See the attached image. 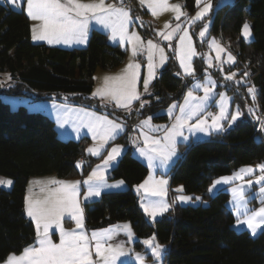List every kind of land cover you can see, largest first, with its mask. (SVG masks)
Returning <instances> with one entry per match:
<instances>
[{"label": "trees", "instance_id": "16d2710c", "mask_svg": "<svg viewBox=\"0 0 264 264\" xmlns=\"http://www.w3.org/2000/svg\"><path fill=\"white\" fill-rule=\"evenodd\" d=\"M188 12H194L196 0H183ZM134 14H149L136 0ZM246 18L252 23L254 38H242ZM143 29L145 37L153 30ZM211 33L229 44L237 56L236 67L247 71L250 82L257 88V110L264 118V0H234L233 5L219 8L213 16ZM120 45L109 43L108 35L93 29L83 48L68 49L34 42L31 21L25 10H15L0 2V72H8L16 86L2 88L0 94L66 93L77 94L79 103L96 105L90 97L98 68L114 70L126 59ZM178 72V64L171 52L165 67L153 85L152 94L129 111L117 110L129 123L153 114L181 99L190 79ZM4 90L5 92H2ZM243 94L245 91L242 90ZM234 102L246 108V99L229 88ZM159 98V99H157ZM139 110V111H138ZM113 114V110H109ZM156 119L167 120V116ZM257 123L240 119L210 139L187 147L171 171V187L183 185L188 194H201L208 199L205 205H179L151 223L139 204L134 186L149 172L142 161L127 150L112 169L113 179H123L128 188L105 192L91 203H84L88 228L101 227L109 222L129 219L139 238L155 234L159 243L167 245L165 264H264V231L254 237L249 231H236V218L227 208L230 194L221 190L210 196L208 189L216 177L229 174L241 165L264 161V140ZM126 133L121 140H128ZM85 156L83 139L63 140L55 121L41 112H32L20 105L11 108L0 96V175L12 178L11 189L0 186V262L9 254L20 253L36 241V226L26 214L25 197L31 177L56 173L60 178L79 175L76 163ZM93 163H85L86 173ZM136 249H143L140 242ZM132 264V263H129Z\"/></svg>", "mask_w": 264, "mask_h": 264}, {"label": "snow or ice", "instance_id": "6c2138e0", "mask_svg": "<svg viewBox=\"0 0 264 264\" xmlns=\"http://www.w3.org/2000/svg\"><path fill=\"white\" fill-rule=\"evenodd\" d=\"M11 4L17 8H21L24 0H10ZM143 5L146 0H140ZM148 7L152 10L153 15H157L160 11L171 9L175 13V18L180 19L181 16H187L181 10V5H169L168 0H147ZM201 0H196L199 6ZM27 16L35 21L32 25V39L47 41L49 44H72L85 43L87 40L89 27L92 22L103 26L104 29L110 31V40L120 44L125 41L132 43V54L137 55L139 50L138 45L142 44L141 37L136 32L129 33V25L133 23V18L129 14V10L124 7H118L116 4H106L105 0H90V2H82V0H26ZM222 6V5H220ZM211 0L205 3L199 11L195 13L194 17L188 18V23L192 24L201 21L207 13L212 9ZM137 19H139L137 17ZM165 29L169 28V24H165ZM208 25L205 24L203 29L199 32L201 38L205 37ZM182 30L181 24L177 23L171 31L159 32L158 34L165 41H171L173 36ZM242 34L245 37L250 36V25L245 23L242 28ZM180 47L177 49L180 67L186 75H193L192 58L198 55L192 45V38L189 35L188 29L183 28L182 34L179 37ZM210 48L215 49L217 53L216 59H220V53L224 49L213 39L210 41ZM159 55L158 64L155 62V56ZM168 57L165 55L164 48L159 47L153 40L147 41V68L148 74L143 79V91L149 92V84L155 78V69L159 65H163ZM235 57L230 53L227 56V62H234ZM211 64V60H209ZM140 64L130 62L122 71V74L117 76H105L103 84L98 87L93 93V97L109 98L115 101L117 107L129 108L133 101H140V93L137 91V79L139 78ZM180 75V73H176ZM249 73L245 72L244 76ZM236 73L229 74L226 79L232 80ZM7 79H11L7 75ZM243 80V77L241 78ZM240 83V81H237ZM216 82L210 76H206L204 83L196 81L193 90L202 89L203 96H193V90H189L185 96L184 104H172L166 110H161L160 113L154 112L153 115H160L164 111L169 116H172L177 108H179L180 115L175 117V122L169 127L167 125L152 126V117L149 116L141 120L136 127L141 129V136L144 137L143 147L139 146V138L131 139V143L137 144L140 156L144 157L149 167H166L174 156L177 155L176 138L183 137L184 141L189 139L184 135L185 130L189 133L195 134L197 131L209 133L213 131H222L223 126L221 120L227 121L229 124L236 121L242 115L239 106L234 114H231L228 119L227 103L230 98L225 93H220V100L217 105L220 108L218 114L208 113L206 117L201 118L210 102L214 100L215 94L213 89ZM211 85V87H209ZM248 93L255 99V88L249 87ZM159 99V98H157ZM195 101V103H193ZM145 107V102H140V108ZM75 111L78 114L70 119L69 113ZM139 111V110H138ZM249 113L253 109H248ZM82 114V115H81ZM195 119V123L190 121ZM209 118L211 123H209ZM57 123L60 127L66 124H71L73 131L80 135L81 129L86 128L92 134V139L98 141L95 146H89L86 151L92 155H100L105 145L109 140L115 138L117 134L123 131V124L115 120L108 119L107 116H98L95 112L87 109L66 110L63 115L58 116ZM260 130L264 131V120H259ZM151 130L164 129L165 134L162 138H153L147 135L143 129ZM264 140V137L261 138ZM120 145L111 148L108 155L104 158L101 165H97L95 169L89 174L83 184L87 186V192L84 194V199L99 196L101 188L118 187L123 184V181H118L114 185H109L105 178L103 169L109 166V162L114 160L121 151ZM83 162H77V167ZM261 173H264V163L256 165ZM254 169L251 166L241 168L238 172H234L231 176L221 177L213 181L212 187L208 189L213 192L221 183H227L239 179H243L244 175L253 173ZM151 179V177H150ZM257 183L264 182V175L256 178ZM31 183H41L40 181H33ZM49 184L58 185L51 190L50 195L44 200H33L31 198V188H29V195L25 197V207L28 217H30L36 225V241L33 245L24 247L20 255L9 254L6 258L5 264H116L120 257L127 256L124 251L123 243L113 244L109 241L113 240L118 230H127L129 238L133 235L129 224L117 225L114 228L102 230L100 232L93 231L91 236L86 235L84 231V216L83 210L80 208L78 196V186L81 181H66V180H51ZM252 181H247L250 185ZM0 184L11 186L13 181L11 179L0 178ZM167 184L166 180H159L155 182V186L148 188L149 181L146 180L138 188H144L146 191H151L154 196L160 199H148L147 202L142 203L144 211L153 219L158 215L167 212L170 205L163 199L166 194L164 186ZM244 187L238 186L232 189L234 200L239 204H247L244 195ZM43 190V189H42ZM182 192L183 189H177ZM260 193L264 194V187L260 189ZM176 200L180 202H189L193 198L185 195H178ZM195 200H201V197H195ZM250 213V214H249ZM237 214L245 215L244 224L251 230L253 234L257 229L264 225V207L256 210L244 208L237 209ZM67 215L68 218L75 221L76 227L73 229H65L62 224L63 218ZM237 225L241 224V220L237 219ZM55 225L59 229L60 240L59 243H54L50 236V229ZM155 234L145 239L143 244L147 246L150 254L155 261L162 258L164 246L155 243ZM94 241V245L92 242ZM107 245V246H105ZM94 247L95 255L99 258L93 260V253L91 248ZM135 260L139 264H144L145 257L141 253L135 254ZM122 264H129L128 260ZM135 264V262H132Z\"/></svg>", "mask_w": 264, "mask_h": 264}, {"label": "rangeland", "instance_id": "374dc122", "mask_svg": "<svg viewBox=\"0 0 264 264\" xmlns=\"http://www.w3.org/2000/svg\"><path fill=\"white\" fill-rule=\"evenodd\" d=\"M123 1L124 0H105V3L106 4H116L118 7H124L127 10H129V14L133 18V23L129 25V33L136 32L141 37L142 44L138 45L139 50L137 52V55L133 56V54H132V43L125 41V43L120 44L118 42H114V41L110 40L109 39V37L111 35L110 31L107 29H104L103 26L97 25L95 22H92L90 24L89 38H90V35H91L93 29L99 30V31L104 32L108 35V40H109L110 44L120 45L127 53L125 61L116 69H114V70H104L101 68L97 69L95 76H94L95 77V85H94L93 92L103 84V78L105 76H117V75L122 74V71L126 68V66L130 62H132L134 64H140L139 78L137 79V91L141 94L140 95V101H133L129 108H121V107L116 106L115 101H112L109 98H101L99 96L96 97V98H98V100L95 99V102L99 103L100 107H97L96 106L97 104L91 106V105H87L84 103H79L76 101V100H78L77 94H73V93H70V94H66V93H60V94H58V93H43V94H41V93H34V92H28L27 93L26 92L27 90H24V92L22 94L16 95V94L2 93V94H0V96L2 97V99L4 101L9 103L11 108H13V109L18 108L20 105H23V106L27 107V109L29 111L41 112V113H44V114L48 115L49 117H51L56 123L57 132H58V135L61 139H63V140H68V139L81 140V139H83L84 144H85V156L78 160V162H83V163H81L79 167H77V163H76V167L79 171V175H75V176L68 177V178H60L56 173L48 174V175L35 176L34 179H32V180L33 181H40L41 183H32V185H30L29 188H31V193H30L31 198L33 200H44L50 195L52 189L59 187L58 185L49 184L48 181H51V180L81 181V184L78 186V191H79L78 200H79L80 208L83 210V216H84L83 223H84V231H85L86 235H88L90 237L91 233L93 231L100 232L102 230L114 228V226H117V225L129 224L131 233L133 234L131 236V238H129L127 230H118L116 235L113 237V240L109 241V243H113L114 245L119 244V243H123L124 251H125V253L128 254L127 256L120 257L117 260L116 264H122V262L125 260H128L129 263L135 262V264H139V261L135 260V254L136 253H141L145 257L144 264H165L167 245L159 243L157 241V239H155V243H159L160 245L164 246L162 258L159 261H155L153 256L150 254V251L147 249V246H145L143 244V241L145 239L151 237L153 234L148 236V237L139 238L137 236L134 228H133L131 220H129V219L116 220L114 222H109V223H107L101 227L88 228V226L86 224L85 213H84V208H83L84 203H91V202L99 199L101 197V195L105 192L121 191V190H125L129 187L127 182L124 181L123 179H113V178H111V176H112V169L117 165L119 159L122 157V155L127 150L130 149L132 152V155L136 159H138V160L142 161L144 164H146L149 168V172H148L147 176L144 178V180L141 183H139L138 185L134 186V188H135L134 191L138 195L139 204H140L141 208L143 209V211H144V208L142 206V203L147 202L148 199H160V197L154 196L151 191H146L144 188H138V186L143 184L146 180L149 181V185H148L149 189H151L152 187L155 186L156 181H159L161 179L167 181V184L164 186V188L166 189V194L163 197V199L170 205L169 210L172 209L173 207L179 206V205H182V206H184V205H193V206L205 205L208 203V199L204 198L203 195H201V194H188L184 191V187L181 184H178L174 187H171V171H172L173 167L175 166V164L183 156L185 149L195 142L208 140L211 138V136L213 134L221 133L225 129H229V128L233 127L237 123V121H239L240 119H250L253 122L257 123V126L260 129L259 120H264V118L261 117V115L259 114V112L257 110V105H256L257 88L250 82L251 80H250L249 75L244 76V73L247 71L241 72L236 67L237 56H236L234 50L232 49V47L229 44L225 43L221 39V37H218V36L211 33L213 16L216 13V11L225 5H233L234 0H211V3L213 5L212 9L207 13V15L201 21H197V22H194L192 24L188 23V18L194 17L195 13L197 11H199L200 8H202L205 3H208L209 0H201L200 5L197 6L196 10L192 13L187 11V9L185 8V3L183 0H168L169 5H176V4L181 5V10L187 14V16H181L179 20H177L175 18V13L171 9L166 10V11H160V12H158L157 15H153L152 10L148 7L147 0H146V3H144L143 5L140 3V0H136V1L139 3L141 9L145 10L149 14V17L145 16L141 12L134 14L132 11V7L136 8V4L133 2L124 3ZM0 2H3L7 6L11 7L12 9H15V10H23L24 9L25 12L27 13L26 0H24V4L21 8H17L15 6H13L11 4L10 0H0ZM62 2H63V0H62ZM82 2L87 3V2H90V0H82ZM220 5H222V6H220ZM137 17L139 19H137ZM149 22H151V26H152L153 30L151 31L150 36L145 37V35L143 33V29H146L147 27H148V29L150 28ZM33 23H35V21H33ZM166 23L169 24V28H167V29H165V27H164ZM177 23L181 24L182 30H183V28L188 29L189 35L192 38V45L195 48L196 53L198 54V55L194 56L192 58V61H191L192 69L194 70L193 75H186L184 73L183 69L180 67V63H179L177 49L180 47L179 37L182 34V30L180 32H177L173 36L171 41L163 40L162 37L158 34L159 32L171 31V29L173 27H175V25ZM245 23H248L250 25V36L245 37L242 34V32H241V35L245 41L250 42L254 38V35L252 32V23H251V20L249 18H246L243 25ZM205 24L208 25V29L206 31L205 37L201 38L199 36V32L203 29ZM242 28H243V26H242ZM213 39H215L218 42V44L224 49V51L220 53V59L219 60L216 59L217 53H216L215 49L210 48V46H209L210 41ZM148 40H153V42L158 44L159 47L164 48L165 55L168 57V59L165 61V63L163 65H159L155 69V78L149 84V92L144 93V91H143V79L148 74V68H147V63H148V61H147V41ZM87 44L88 43L86 42L85 46L83 45L81 47H86ZM171 52L174 54V56L176 58V62L178 64V72L185 79H190V85L186 87L181 99L173 100L168 106L158 109L156 111V113H160L161 110H166L170 105H172L174 103L175 104H184L185 96L187 95L189 90H193L194 83L196 81H199L200 83H204L206 76H210L211 79L216 82L215 88L213 89L215 97H214V100H212L210 102L209 106L206 108V111L203 113L201 118L206 117L208 113H213V114L219 113L220 108L216 102L220 100V95H219L220 93H225L226 96L228 98H230L228 100V103H227L228 119L230 120L231 114L235 113V111L237 110V106H239V109H240L242 115L240 117H238L237 120L232 122L231 124H229L225 120H221V124L223 126L222 131H213V132H209V133L197 131L195 134H192V133H189L188 131L185 130L184 135L188 136L189 139L187 141H184L183 137H177L176 138L177 155L172 158V160L169 162V164L166 167L151 168V167H149L147 160L144 157L140 156L137 144L131 143V139L136 138L135 135L137 134L138 138H139V146L140 147L144 146V144H143L144 137L141 136V134H140L141 129L136 127V125H138L141 120H144L147 117L151 116L152 117V120H151L152 126L167 125L170 127L175 122V117L180 115L179 108H177L175 110V112L172 116H169L167 114V112L164 111L160 115L148 114V115L140 117L138 122L133 127L132 133L129 134L128 140H125V139L121 140L120 139V138L125 137L127 131L130 129V125L125 120V118H123L118 113L117 110L129 111V110H132L133 108H135L136 105L138 103H140L141 101L145 102L147 100V99H145V97L152 94L153 85L155 83V80L159 76L160 71L167 64V62L169 60V55ZM229 53L235 57V60L232 63L227 62V56ZM154 59H155V62L158 64V61H159L158 53ZM209 60H211V64H209ZM233 72L236 73V76L232 80L226 79V77ZM7 75H10V74L8 72H0V82H1L2 88H4V90H8L11 86H16V84H17L14 82V80L12 78L10 80L7 79L6 78ZM242 77H243V80H241ZM237 81H240V83H237ZM233 85H235L237 92H239L240 94L243 92L242 90L245 91V94L242 93L243 97L246 99L245 111L243 108H241V106L238 103L234 102L235 96L233 93L229 92V88H231ZM209 87H211V85H209ZM249 87H254L256 90L254 100L252 98V95L249 94L247 91V89ZM4 90H2V92H5ZM203 95H204V92L202 89L193 90V96H203ZM91 96H92V94H91ZM193 103H195V101H193ZM81 108L87 109L88 111H91V112H95V114L98 116H107L108 119H112L118 123H122L124 126L123 131H121L119 134H117L114 139L108 141V144L105 145V149L102 150L100 155H92L86 151V149L89 146H95L98 143V141H94L92 139V134L89 133L86 128L81 129L80 135L77 136V133L75 131H73L71 124H66V125H64V127H60L57 123L58 116L63 115V113L66 110H70V109L71 110H77V109H81ZM249 108L253 109L252 113H249V111H248ZM109 110H113V114H110ZM77 114H78L77 112L72 111L69 113V118L72 119ZM163 115L167 116V120L156 119V117L163 116ZM195 119L196 118L194 117L193 120L190 121V123H195ZM209 123H211L210 118H209ZM143 131L145 133H147L148 136L153 137V138H162L165 134V131L163 128H161L158 131L157 130H151L150 131L148 128H145V129H143ZM261 133L263 135L262 137H264V131H261ZM256 139L260 140L261 135H257ZM116 145L122 146L121 151L115 157L114 160L109 162V166L106 169H103V173H104V178L109 185H114L118 181H123V184L119 185L118 187L101 188L99 196L90 197L87 200H85L84 194L87 192V186L83 184V181L87 179L89 174L92 172L93 169L96 168L97 165H101L103 163V160L108 155V152L111 151V148L116 146ZM90 162H92L93 164L91 165V167L89 168V170L86 173H83V167H84L85 163H90ZM261 163H264V161L241 165L237 168H234L229 174L216 177L214 180H217V179H219L221 177H225V176H231L234 172H238L241 168H244L247 166H251L254 169L253 173L244 175L243 179H239V180H235V181H231V182H227V183L222 182L221 185L217 186V189L214 190L213 192L208 191V194L210 196L216 195L221 190L227 191L230 194V198L227 201L226 206L228 209H230L233 212V214L236 218V221H237V219H239L242 222L241 224L237 225V223L235 221L233 224L234 229L236 231L247 230L254 237L258 236L260 233H262L264 231V225L259 227L257 229L256 233L253 234L251 232V230L247 227V225L243 223V221L246 219L245 215H243V214L238 215L237 209L239 208V209H241V211L244 208H247L250 210H256V209H259L261 207H264V194L260 193V189L262 187H264V182H261V183L256 182V178L258 176L264 175V173H261V171L258 168H256V165L261 164ZM150 177H151V179H150ZM0 178L12 180V178L7 177V176H2V175H0ZM249 180L252 181V183L250 185L247 184V181H249ZM212 185H213V182L210 184L209 188L212 187ZM0 186L4 187L6 189H11V187H12V185L6 186V185H2V184H0ZM238 186H245L244 187V195H245V199L247 200L246 205L239 204L236 200H234V194L232 192V189L235 187H238ZM180 188L183 189L182 192L177 191V189H180ZM26 195L27 196L29 195V189H28V192ZM178 195L190 196L193 198V200L189 201V202H180V201L176 200V197ZM197 196L201 197V200H199V201L195 200V197H197ZM167 212H164L163 214L158 215L155 218V220H153L146 212H145V214H146L148 221L151 223H154L155 221L160 219L163 215H165ZM62 224H63V227L65 229H73L76 227L75 221L68 218L67 215L65 216V218H63ZM50 236H51V239L54 243H59V240H60L59 229H57L55 227V225H53V227L50 229ZM137 242H140L143 245V249L139 250V249L135 248V243H137ZM92 244L94 245V241L92 242ZM105 246H107V245H105ZM91 251L93 253V256H92L93 260L94 261L98 260L99 258L95 255L94 247L91 248ZM3 262L4 261L0 262V264H3Z\"/></svg>", "mask_w": 264, "mask_h": 264}, {"label": "crops", "instance_id": "0c3cea01", "mask_svg": "<svg viewBox=\"0 0 264 264\" xmlns=\"http://www.w3.org/2000/svg\"><path fill=\"white\" fill-rule=\"evenodd\" d=\"M30 21H31V36H32V25L34 24L33 23V20H31L30 19ZM36 23V22H35ZM89 33H90V27H89V32H88V36H87V40H86V42L88 43V40H89ZM33 40V39H32ZM34 42H43V43H47V44H49L47 41H40V40H33ZM86 42L85 43H72V44H64V43H59V44H56V43H53V44H49V45H53V46H59V47H63V48H68V49H74V48H83V47H81V46H85V44H86ZM92 93H93V91H92ZM91 93V94H92ZM91 94H90V97H92L91 96ZM93 99H97L98 100V98H96V97H92ZM34 177L35 176H33V177H31L30 179H29V181H28V184H27V190H26V194H27V192H28V189H29V187H30V185H32V179H34ZM133 189H135V188H133ZM27 196V195H26ZM26 208V207H25ZM27 214V213H26ZM28 216V215H27ZM30 218V217H29ZM31 219V218H30ZM57 240V239H56ZM33 244H35V242L33 243ZM33 244H31V245H33ZM22 252H20V253H15L17 256L18 255H20ZM13 254V253H12ZM5 261H6V259L4 260V262H3V264H5Z\"/></svg>", "mask_w": 264, "mask_h": 264}, {"label": "built area", "instance_id": "2783aa9c", "mask_svg": "<svg viewBox=\"0 0 264 264\" xmlns=\"http://www.w3.org/2000/svg\"><path fill=\"white\" fill-rule=\"evenodd\" d=\"M123 2H124V3H127L128 0H124ZM135 124H136V123H132V124H130V129L127 131V134H131V133H132V131H133V127L135 126Z\"/></svg>", "mask_w": 264, "mask_h": 264}, {"label": "water", "instance_id": "95a60500", "mask_svg": "<svg viewBox=\"0 0 264 264\" xmlns=\"http://www.w3.org/2000/svg\"><path fill=\"white\" fill-rule=\"evenodd\" d=\"M135 137L138 138V135L136 134Z\"/></svg>", "mask_w": 264, "mask_h": 264}]
</instances>
